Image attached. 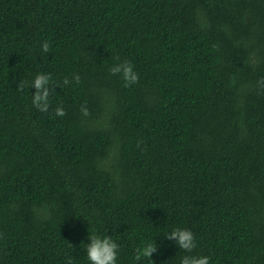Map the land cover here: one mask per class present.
<instances>
[{
  "label": "trees",
  "instance_id": "1",
  "mask_svg": "<svg viewBox=\"0 0 264 264\" xmlns=\"http://www.w3.org/2000/svg\"><path fill=\"white\" fill-rule=\"evenodd\" d=\"M93 232L117 264H264V0H0V264H88Z\"/></svg>",
  "mask_w": 264,
  "mask_h": 264
},
{
  "label": "clouds",
  "instance_id": "2",
  "mask_svg": "<svg viewBox=\"0 0 264 264\" xmlns=\"http://www.w3.org/2000/svg\"><path fill=\"white\" fill-rule=\"evenodd\" d=\"M49 48V43L44 41L41 45V51L48 53ZM110 73L112 75H120L124 82V87H131L139 83V76L134 71L130 61L115 64L110 68ZM73 79L77 82L79 81L78 76L73 77ZM50 80L51 76L49 74L40 73L35 76L29 85V88L35 89V92L32 94V104L41 112H47L50 106ZM63 83L68 84L69 81L65 79ZM23 88V82L17 84L18 90L22 91ZM80 112L85 117L90 114L85 105L81 106ZM55 115L64 116L66 113L62 107H57ZM164 238L169 241H175L176 246L186 253H192L197 246L194 234L188 229L175 228ZM87 240L85 252L88 264H117L119 246L110 236L101 237L93 232L90 235L88 234ZM156 252L157 245L154 243V240L146 242L143 246L135 249L134 260L138 262L146 260L148 264H153L151 257ZM68 264H72L71 259H69ZM180 264H210V258L207 256L185 255L181 258Z\"/></svg>",
  "mask_w": 264,
  "mask_h": 264
}]
</instances>
